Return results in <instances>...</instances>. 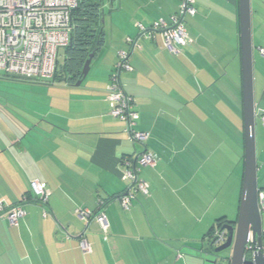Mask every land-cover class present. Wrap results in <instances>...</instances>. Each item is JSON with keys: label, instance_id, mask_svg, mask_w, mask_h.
Returning <instances> with one entry per match:
<instances>
[{"label": "crops", "instance_id": "1", "mask_svg": "<svg viewBox=\"0 0 264 264\" xmlns=\"http://www.w3.org/2000/svg\"><path fill=\"white\" fill-rule=\"evenodd\" d=\"M193 1L196 14L183 18L191 43L170 53L160 34L149 40L137 25L169 23L178 0H102V43L80 85L40 80L46 95L37 101L46 112L17 119L0 108V203L25 211L15 225L0 217V264L213 260L210 231L220 218L235 219L244 168L239 10L238 0ZM251 28L257 181L264 187V0H251ZM122 52L128 71L117 68ZM115 72L136 105L134 130L147 134L141 145L109 114L106 87ZM143 151L156 156L139 173L149 194H136L123 211L121 161ZM32 182L48 190L45 206L32 196ZM76 209L103 212L106 232L95 219L76 218Z\"/></svg>", "mask_w": 264, "mask_h": 264}, {"label": "built area", "instance_id": "2", "mask_svg": "<svg viewBox=\"0 0 264 264\" xmlns=\"http://www.w3.org/2000/svg\"><path fill=\"white\" fill-rule=\"evenodd\" d=\"M179 12L171 17L170 22L158 20L146 29L137 25L141 35L154 39L160 34L164 48L170 53H176L177 47L191 43L187 35L183 18L196 14L193 0H178ZM78 0H0V72L24 81H50L53 79L59 52L70 44L72 12L76 9ZM264 55L263 50H259ZM125 52L119 54L118 69L130 70ZM109 100V114L126 124L125 132L131 141L141 145L147 134L134 130L138 120V112L133 98L127 96L120 88L118 73L110 76L106 87ZM259 119L264 125V111L259 110ZM256 114V112H255ZM122 180L128 183L124 194L119 198L123 211H129L134 196L149 194L148 185L139 178L142 168L153 167L156 156L143 151L122 161ZM30 191L35 200L42 206L48 202L49 192L44 185L32 182ZM25 201V198H24ZM258 208L264 214V189L258 192ZM81 221L89 220L94 213L86 209H76L73 214ZM25 216L22 206H6L0 203V217H6L10 225L17 224ZM43 216H46L43 213ZM102 232L107 230V221L103 212L95 216ZM218 236L217 246L224 242L219 230H215L210 239ZM251 248V246H249ZM83 252L89 251L86 242L81 243ZM252 251H248L247 256ZM261 253L264 257V233L262 235Z\"/></svg>", "mask_w": 264, "mask_h": 264}, {"label": "water", "instance_id": "3", "mask_svg": "<svg viewBox=\"0 0 264 264\" xmlns=\"http://www.w3.org/2000/svg\"><path fill=\"white\" fill-rule=\"evenodd\" d=\"M239 10V49L241 60L242 113L244 127V168L240 189L238 212L233 221H228L219 230L224 242L217 246L218 236L210 239L207 251L216 256L224 251L228 257L213 261L219 264H264L261 253L264 233L261 214L258 208V181L255 144V102L253 45L251 28V0H238ZM71 42V39H70ZM94 52L89 55L82 69V79L89 72ZM81 81L76 83L79 86ZM101 212V211H100ZM94 213L89 219H95L100 213ZM88 220V221H89ZM96 220V219H95ZM214 230V231H215ZM251 246V248H249ZM248 251H252L247 256Z\"/></svg>", "mask_w": 264, "mask_h": 264}, {"label": "trees", "instance_id": "4", "mask_svg": "<svg viewBox=\"0 0 264 264\" xmlns=\"http://www.w3.org/2000/svg\"><path fill=\"white\" fill-rule=\"evenodd\" d=\"M101 3L102 0H78V5L72 12L71 42L63 49L64 61L61 66L57 61L54 77L49 83H76L82 80L84 63L90 54L99 51L102 43ZM259 189L263 190L264 187L259 185ZM226 223L228 221L225 218L218 219L209 236L211 237L216 228L220 230Z\"/></svg>", "mask_w": 264, "mask_h": 264}, {"label": "rangeland", "instance_id": "5", "mask_svg": "<svg viewBox=\"0 0 264 264\" xmlns=\"http://www.w3.org/2000/svg\"><path fill=\"white\" fill-rule=\"evenodd\" d=\"M64 61V52L61 50L59 52L58 63L61 66ZM92 67V72H93ZM92 72L89 74L88 78L91 77ZM39 81H24L10 76H4L0 72V108L7 112L10 116H14L17 119L23 118L25 115H31L36 111H45V108L41 105L45 103L37 101L40 99V95H46V92L41 91ZM83 90V89H80ZM21 116V118H20ZM42 125L41 128H43ZM261 176V174L259 175ZM261 183V182H260ZM238 197V196H237ZM233 198L231 205V216H236L238 209V198ZM262 226L264 229V214L261 215ZM229 252L224 251L216 256L209 253V256L213 260L209 261L213 264V261L219 260L220 258L228 257ZM216 264H219L218 262Z\"/></svg>", "mask_w": 264, "mask_h": 264}]
</instances>
